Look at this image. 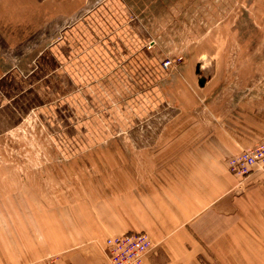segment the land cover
<instances>
[{
	"label": "crops",
	"instance_id": "0c3cea01",
	"mask_svg": "<svg viewBox=\"0 0 264 264\" xmlns=\"http://www.w3.org/2000/svg\"><path fill=\"white\" fill-rule=\"evenodd\" d=\"M144 4L0 0V264L55 253L59 264H108L106 236L128 232H144L158 246L143 264L213 257L221 264L264 263V181L248 184L257 172L242 178L226 166L264 138L262 67L216 50L230 43V20L208 18L207 3L203 32L184 41L190 44L183 63L163 70L164 46L145 47L151 35L141 19L153 12ZM178 7H168L174 18ZM243 38L236 35V42ZM44 40L49 44L39 52L35 43ZM128 68L145 71V91L151 70L162 75L157 130L29 133L27 146L18 141L23 157L7 159L6 148L32 116L45 124L71 116L81 122L118 95L131 96L139 88L125 80ZM53 135L66 145L58 152L40 142ZM70 138L84 144L83 160L55 161L54 153L70 152Z\"/></svg>",
	"mask_w": 264,
	"mask_h": 264
},
{
	"label": "rangeland",
	"instance_id": "374dc122",
	"mask_svg": "<svg viewBox=\"0 0 264 264\" xmlns=\"http://www.w3.org/2000/svg\"><path fill=\"white\" fill-rule=\"evenodd\" d=\"M136 1L138 0H134V2ZM144 2L145 7L148 4L150 11L154 14L148 15V17L146 15H142L144 19L141 20L143 22L145 21L146 23L148 22L147 29L151 35L150 42L147 43L145 47L153 51V49L158 50L157 45L161 47L162 50L164 46L166 52L163 53V51H160L163 56L158 60V64L163 70H166L167 72H175L179 69L184 61V49L186 48L187 44H190L189 42L184 41H187L190 37H195L196 34L199 35L203 32L204 28H200L201 26H199V24L203 22L202 19L205 17V11H207L203 10V8L206 7L207 3H210L211 7H214L215 9L211 8V11L208 12V18H218L217 20H220L221 17H224L230 20V27L228 28L227 32H225V34L229 35L230 37V43H218L215 45L216 50L224 52H237L239 53L238 61L245 60L246 62L243 65H256L262 67V74L260 76L264 80V0H144ZM139 3L141 5V1ZM218 3H223V5H219ZM174 4L179 6V11H176L177 18H174L173 12L168 10V7H172ZM158 6H160L159 8L162 7V9L157 8ZM238 23L240 25H237ZM236 35L244 37L241 43L236 42ZM175 38L180 39L181 43L179 44V40L174 42ZM35 44H37L38 51L41 52L48 46L49 43L44 40L38 41ZM167 58L175 60L177 63L167 68L163 67L162 64ZM32 65L34 66L35 64ZM127 70L129 73L125 75V80L131 81L130 79H134V82L136 81V84L134 83L135 88H139L138 90L133 91L131 96L130 92L128 95H118L117 101L109 102V105L102 109L91 110L87 113L85 120L82 119L81 122H78L79 119L71 116L68 119L62 118L64 119L63 122L50 121L49 124H45L41 123L38 118H35V116H32V118L29 120L30 122L25 123V125L21 127V131L20 129L17 131L22 135V137L17 138L18 136H15L14 141H11L9 144L11 150L6 148L8 152H11V154L6 156L7 159L14 162L23 157L24 152L21 150L19 151L20 145L18 144V141H22L23 146L24 143L26 144L25 146H27L29 143V138L27 137L29 136V133L34 135V133H45L48 131L51 132L50 134H54L56 132L60 133L61 131L66 132L67 130L70 132H78L77 127H79L80 131L87 133H92L95 131H116L125 132L127 134L128 132L138 130H157L158 118L164 112L163 107H160L159 105L157 106V104H155L159 98L157 93V81L158 79L162 78V75L155 73L156 70L154 69L151 70L157 74V80L154 78V73H150V85L145 91L146 83L143 84L145 76L147 77L145 71L140 70L137 72L133 68H128ZM147 91L149 92L144 95ZM147 98H149L150 102L148 104L145 103ZM71 112L72 111L67 113L66 116L71 114ZM62 116L63 115L60 114V117ZM148 117L150 118L148 119ZM146 119L148 120L144 121ZM126 134H121V137L127 136ZM41 139L42 138H40V140ZM61 141L64 140L56 139L55 135H53V138H49L47 142L46 140H41L40 142H42V146H52L55 152H58L56 148L57 146L61 147L63 145V147H66L65 144L59 143ZM88 141L93 142L97 141V139H91ZM32 145H34V141ZM68 145L70 152L65 153L64 155L54 153L55 161L62 160L72 164L81 162V160H83V154L80 151V147H84L82 141L76 140V138H70ZM40 158L41 155H37V159ZM73 173L77 172L74 171ZM262 181H264V176L259 173H254L251 177L247 178L245 182L253 185L260 184ZM75 183L78 185V182ZM108 236H106V238ZM261 242L264 246V240ZM259 245L262 246L261 244ZM157 247L147 256L144 263L148 260L151 254H153V256L158 255L157 252L159 251H157ZM102 252L105 256V250H102ZM50 255H54L52 256V259H55L53 260L52 264H59L60 253ZM43 257L33 261L40 262L41 260L39 259H42ZM106 259L107 258L105 257V260ZM31 262L24 264H30ZM199 262H201L200 259ZM203 264L221 263L215 257H213L209 263H205L203 260ZM256 264L264 263L263 260H259L256 261Z\"/></svg>",
	"mask_w": 264,
	"mask_h": 264
},
{
	"label": "built area",
	"instance_id": "2783aa9c",
	"mask_svg": "<svg viewBox=\"0 0 264 264\" xmlns=\"http://www.w3.org/2000/svg\"><path fill=\"white\" fill-rule=\"evenodd\" d=\"M176 63L177 61L167 58L162 65L167 68ZM226 166L230 174L242 178L254 172L264 174V138L253 146L241 150L239 154L228 158ZM155 248L156 245L144 232L110 235L104 244L108 264H143ZM52 256L54 255L45 256L39 259L40 262L33 261L30 264H52L55 260Z\"/></svg>",
	"mask_w": 264,
	"mask_h": 264
},
{
	"label": "water",
	"instance_id": "95a60500",
	"mask_svg": "<svg viewBox=\"0 0 264 264\" xmlns=\"http://www.w3.org/2000/svg\"><path fill=\"white\" fill-rule=\"evenodd\" d=\"M199 80H200V83H202V82H203V79H202V78H200Z\"/></svg>",
	"mask_w": 264,
	"mask_h": 264
}]
</instances>
